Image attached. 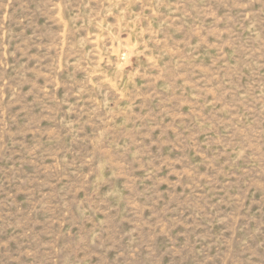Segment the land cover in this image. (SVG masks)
<instances>
[{
    "label": "rangeland",
    "instance_id": "1",
    "mask_svg": "<svg viewBox=\"0 0 264 264\" xmlns=\"http://www.w3.org/2000/svg\"><path fill=\"white\" fill-rule=\"evenodd\" d=\"M0 264H264V0H0Z\"/></svg>",
    "mask_w": 264,
    "mask_h": 264
}]
</instances>
